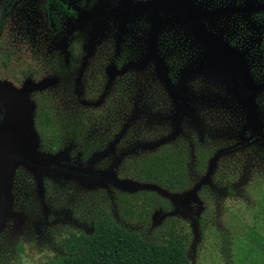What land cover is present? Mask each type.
<instances>
[{"label": "rangeland", "instance_id": "rangeland-1", "mask_svg": "<svg viewBox=\"0 0 264 264\" xmlns=\"http://www.w3.org/2000/svg\"><path fill=\"white\" fill-rule=\"evenodd\" d=\"M159 1L163 2V0H103L102 4L111 2V7L119 5L116 12L117 19H114L119 20L118 28L122 29L125 26L128 30H134L139 37L146 31L150 34L151 24L139 22L135 26L127 27L128 22L122 20L123 16L129 15V11L126 8V10L123 9L125 3L129 6L133 3H136L134 5L141 3L147 10H144V13L149 11L151 14L158 15L163 12V26H167L165 29L187 31L189 19L184 16L179 3L170 1L159 6L156 4ZM187 2L196 16L202 13L201 3L196 0H187ZM140 15L142 20L144 14ZM221 18L223 17L217 20ZM105 23L108 29L114 25L110 21ZM111 29L117 28L111 27ZM244 33L245 30L242 34ZM174 34L178 35L179 32ZM174 34L169 33V36L174 38ZM202 40L208 44L206 39L202 38ZM206 43H204L205 49H202L205 56L210 53ZM88 45L90 46L89 43ZM126 49V44L121 40L120 49L117 50L119 56H122ZM215 53L223 52L217 48ZM190 54L194 56V53L190 52ZM202 54L204 55L201 52L200 56ZM246 55L248 60L245 64H248L246 67L250 69L253 56L250 52ZM224 56L231 59L229 60L231 65L227 68L229 72L224 75L214 73L215 78H210L209 81L212 83V86H209L210 89L199 86V92L211 93L222 103L224 99L228 102L231 100L233 103L236 100L248 114L247 125L251 128L249 121L250 118L256 120L258 105L253 101L256 94L264 91V82L258 81L249 70V83L246 84L242 79L238 80L241 77L233 72L236 60L228 54ZM104 57L106 61L103 68L108 69L112 66L113 76L117 74L123 76L129 72L130 67H133V65H126L123 69L117 70L115 61H111L106 53L103 59ZM124 57L127 59L131 55L126 53ZM10 61H6L7 66L1 65L3 71L0 74V88L4 87L3 91L15 99L20 93L24 94L25 101L33 105V110L28 112L27 124L24 127L21 126L22 129L19 130L17 122L18 130L13 131V137L15 138L16 135L20 137L21 133H30L29 139L35 146L28 159L31 161L30 167L20 162L13 173L11 181L13 202L10 216L0 229V264H46L59 252V249L51 247L52 240L59 246L70 233L90 234L95 222L104 214H109L120 226L150 241L163 243L168 240L170 234L184 237L187 240L186 253L191 264H237L238 259H246L242 264H264V259L260 261L256 259L257 254L261 252L257 251L258 253L251 258H248L250 256L247 254V244L254 246L249 240L251 228L264 235V167L261 172L258 170L259 167H251L253 170L251 181L252 177H245L244 174L249 172L245 171L242 163L232 165L226 163L225 165L219 161L220 159L224 162L228 160V156H224L226 139L222 131L215 132L217 129L223 130L222 120L224 119L221 115L214 114L216 117L212 118L213 121L215 119L213 127L215 133H207L205 137L207 141L217 146V152L210 163L206 164L198 174L193 164L194 151L190 125L176 130L175 122L171 125L169 120L171 129L163 132V119L159 118L160 114L152 112V106L158 105L159 102L150 103L148 108L137 113L131 109L133 102L128 99L129 102L126 104L130 103V107L119 104L118 107L121 106V110L113 109L112 116L109 110L104 108L108 91L104 93L97 89L93 74V77L85 83L88 87L94 85V89L87 90L83 113L72 117L75 120L72 129L70 126L73 122L70 115L64 114L63 101L54 103L55 100H53L52 104L54 108L57 107V112L52 116V120L56 121L55 127L63 134V137L60 138L56 150L52 151L45 147L47 144L41 138L42 130L38 125L36 114L37 105L35 97L34 99L32 97L37 94L38 99L41 100L48 93H53L50 89L55 87L44 86L43 80L39 79L42 75L41 70L38 78L27 74L23 82L18 80L21 73L18 69L19 65H14L13 62L9 65ZM87 66L92 69L88 70V77L92 72L100 71L101 78L104 79L101 65ZM138 66V68L143 67V65ZM208 67L210 68L211 65ZM191 68H193L192 65L188 67V69ZM199 68L201 72H204L207 65H199ZM33 69L38 71L35 66ZM119 71H122V74H119ZM212 71H214L213 68L207 73L212 75ZM166 81L168 83V78ZM139 82V85L144 83ZM100 83L101 79L98 85ZM188 83L183 80L179 91L173 90V92L186 96L187 89V92H192ZM133 88L137 90V84ZM152 88L151 86L142 87L141 91L134 92V95L136 97L138 93L143 94V98ZM71 89L66 88L68 92H72ZM89 92H92V95H89ZM173 92L169 93L174 94ZM249 95H253L254 99L250 100ZM50 96L52 97V94ZM140 99L137 96L134 103H138ZM117 101L116 99L111 102L116 105ZM184 102L186 105V100ZM209 120L210 117L204 119L200 114L199 127L205 126L208 130ZM83 124L87 126V138L84 142L86 145L81 144L80 139L79 131ZM92 129L97 131L95 135L99 136V139L95 141ZM71 131L76 133L77 140L71 139V136L75 134ZM111 131V137L106 138L107 141L103 143L102 137ZM68 132L72 134L67 136ZM20 139L22 142L21 137ZM11 140L15 139L11 138ZM176 144H179V147L184 146L182 148L187 152V158H191L190 165L187 167L188 177L190 180L193 179L190 189L171 193L156 183L135 178L139 171L138 161H142L156 151L163 150L164 147L176 146ZM25 145L29 146V143L25 141ZM16 153H18L17 150ZM254 157L256 162L260 155ZM124 182L127 183L126 187H122ZM175 194L190 195V207L175 204L172 199ZM193 204L196 208L194 215L190 212ZM60 253L63 252L60 251Z\"/></svg>", "mask_w": 264, "mask_h": 264}, {"label": "flooded vegetation", "instance_id": "flooded-vegetation-1", "mask_svg": "<svg viewBox=\"0 0 264 264\" xmlns=\"http://www.w3.org/2000/svg\"><path fill=\"white\" fill-rule=\"evenodd\" d=\"M102 1L0 0V74L3 71L1 65L7 66L6 61L12 60L9 65L12 62L14 65H19L18 69L21 73L19 72L18 80L23 82L27 74H31L33 78H38L41 70L42 79H39L43 80L44 86L55 87V89H50L53 93H48L41 100L38 99L37 94L32 97L33 99L35 97L34 100L37 105L36 114L38 125L42 130L41 138L48 146L45 147L52 149L50 143L43 136L45 128L40 120L47 111L51 117L57 112V107L54 108L52 104L53 100H55L54 103L63 101V105H65L64 114L70 115L73 122L70 126L72 129L75 123L72 117L83 113L87 90L94 89V85L88 87L85 81H89L94 74L97 89L104 93L108 91L104 108L109 110L111 115L113 109L122 108L121 106L118 107L119 104L130 107V103L126 104L129 102L128 99L133 102L131 109L137 113L148 108L150 103L159 102L158 105L152 106V112L160 114L159 118L163 119V132L170 130L174 122L175 128L177 125L176 130L182 126L190 125L194 151L193 164L197 168L198 174L206 164L210 163L217 152V146L207 141L206 134L221 131L226 139L224 156H228V160L224 162L220 159L219 161L225 165L226 163H231V165L242 163L245 171L249 172L244 174L246 178L253 176L251 167H259L258 170L261 172L264 167V91L255 95L253 102L258 104L257 118L256 120L250 118L251 128H248V114L236 100L233 103L231 100L228 102L227 99H224L222 103L211 93L199 92V86L200 88L206 86L210 89L209 86H212V83L209 81L210 78H215L214 73L218 72L220 75H224L229 72L227 68L228 65H231L229 62L231 59L225 58L224 55L226 54L236 60L233 72L241 77L240 79L237 78L238 80L242 79L246 84L249 83L250 72L256 76L258 81L264 82V0H196L201 3L202 13L196 16L192 8L196 24L187 22L189 24L187 31L165 29L167 26H163V12L158 15L151 14L149 11L144 13L146 7L141 3L138 5L133 3L130 6L125 3L123 9H127L129 15L123 16L122 20L128 22L127 27L135 26L139 22L151 24L150 34L146 31L145 34L140 35L141 37L135 34L134 30H128L122 23L123 28L119 29V20H114L117 19L116 12L119 5L111 7V2L102 4ZM211 6L214 7L211 8ZM196 11H198L197 8ZM141 13L144 14L142 20ZM207 17H210L209 20H204ZM219 17L223 18L217 20ZM105 21H110L114 24L111 27L117 29H111V27L108 29L105 26ZM244 30L245 33L242 34ZM174 32H179V34L175 35ZM169 33L174 34L175 37H170ZM202 38L206 39L208 44ZM121 40L127 46L124 54L130 53L131 55L127 59L124 54L119 56V52H117L120 49ZM204 43L208 45L210 51L206 54L207 56L202 50L205 49ZM217 48L223 53H215ZM190 52L194 53V56ZM201 52L204 55L200 56ZM249 52L253 56V64H251L250 69L247 68L248 64H245L248 60L246 53L249 54ZM104 53L109 55L111 61H115L117 70L123 69L126 65H133V67H130L129 72L123 76L118 74L113 76L112 66L108 69L103 68L106 61L105 57L103 59ZM202 58L203 61H201ZM87 65H101L100 69L103 71L102 77L104 79L102 80L100 71L92 72L88 77V70L92 69L91 67L88 68ZM138 65H143V67L138 68ZM190 65L193 68L188 69ZM199 65H207V69L201 72ZM208 65L211 67L209 68ZM33 66L38 71H35ZM212 68L214 71L210 76L207 72ZM118 73L122 74V71ZM100 79L101 83L98 85ZM183 80L189 82L188 87L192 91L189 93L187 89L185 91L186 96L179 92H173V90L179 91V86L183 85ZM139 81L144 83L139 85ZM135 84H137V90L133 88ZM141 85L142 87H154L143 98V94L138 93L137 96L141 99L138 103H134L137 97H135L134 92H140ZM67 87L72 88V92H68ZM182 91L181 89L180 92ZM88 94L92 95V92ZM116 99L118 100L117 106L112 104L113 100ZM249 99H254V96L249 95ZM185 100L186 105H184ZM200 114L204 119L210 117L208 130L205 126L199 127ZM214 114L223 117V130L215 129L216 131H213L215 125L213 118L216 117ZM249 129L251 130L248 131ZM71 132L75 133L74 131ZM71 132H68L67 136ZM79 132L81 144L86 145L84 142L87 138V126L83 124ZM96 132L93 130V135ZM111 133L112 131L104 134L103 143L107 141L106 138ZM71 137V139L77 140L76 133ZM96 139H99V136L95 135L94 141ZM179 146L176 144V146L164 147L163 150L156 151L138 162L140 164L145 163L151 156L171 150L176 152L173 153L176 156H183L187 170L191 158H187L188 154L182 148L184 146ZM255 155H260L256 162H254ZM200 165H204L202 169H200ZM188 175L187 170L189 186L186 190L190 189L193 183V179L190 180ZM190 209L194 215L196 212L195 205L193 204ZM94 230L95 226L90 234ZM70 235L72 233L68 237ZM50 245L54 249H59L58 254H62L60 251L64 253L62 243L58 246L52 240Z\"/></svg>", "mask_w": 264, "mask_h": 264}, {"label": "trees", "instance_id": "trees-1", "mask_svg": "<svg viewBox=\"0 0 264 264\" xmlns=\"http://www.w3.org/2000/svg\"><path fill=\"white\" fill-rule=\"evenodd\" d=\"M50 113L41 118L45 140L55 151L63 137L55 127ZM53 128V129H52ZM174 151L160 153L138 166L135 178L156 183L171 193L182 192L189 186L183 156ZM204 165H200V169ZM247 254H257V261L264 259V235L251 228ZM64 253L55 255L46 264H191L187 253V240L170 234L168 240L157 243L117 224L109 214H104L95 225L92 234H73L62 241ZM20 249L22 247L20 246ZM245 258V257H243ZM247 258V259H248ZM246 260V259H244ZM244 260L238 259L237 264Z\"/></svg>", "mask_w": 264, "mask_h": 264}, {"label": "water", "instance_id": "water-1", "mask_svg": "<svg viewBox=\"0 0 264 264\" xmlns=\"http://www.w3.org/2000/svg\"><path fill=\"white\" fill-rule=\"evenodd\" d=\"M170 1L178 2L183 9L184 16L193 25L194 23L196 24V18L194 19L187 0H163V2L159 1L156 4L160 6ZM3 88H0V229L10 216L13 202L11 181L14 170L20 162L30 167L31 161L28 159H30L33 151L32 148L35 146L34 142L32 141L31 143V139H29L31 138L30 133L20 134L22 142L18 135L15 138L13 137V131L20 130L22 129L20 128L21 126L24 127L27 124L28 112L30 113L33 110V105L25 101L24 94L20 93L15 99L9 93L3 91ZM17 122L19 125L18 129H16ZM11 138L15 140H11ZM25 141L29 143V146L25 145ZM15 148H17L18 153H16ZM126 186L127 183H122V187ZM172 199L175 204L182 206L190 205V195L182 196L175 194Z\"/></svg>", "mask_w": 264, "mask_h": 264}]
</instances>
